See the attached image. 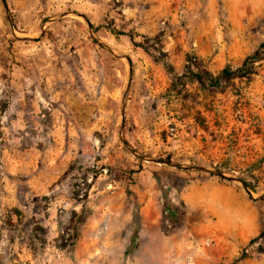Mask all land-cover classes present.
<instances>
[{"label": "rangeland", "instance_id": "rangeland-1", "mask_svg": "<svg viewBox=\"0 0 264 264\" xmlns=\"http://www.w3.org/2000/svg\"><path fill=\"white\" fill-rule=\"evenodd\" d=\"M263 46L264 0H0V264H264V56L189 80Z\"/></svg>", "mask_w": 264, "mask_h": 264}, {"label": "trees", "instance_id": "trees-1", "mask_svg": "<svg viewBox=\"0 0 264 264\" xmlns=\"http://www.w3.org/2000/svg\"><path fill=\"white\" fill-rule=\"evenodd\" d=\"M114 32L117 35H124V33H120L115 30ZM129 38L131 39V41H133V38L130 35H129ZM263 56H264V46L261 47L256 52H254L253 55L246 58L245 61L243 62L242 67H240L236 71H230L229 69L225 68L218 75H212L211 73L206 72V71L191 73L189 80L190 82L199 85L203 89L210 88L212 91H223L227 87V84H229L230 80H232L234 77L236 76L243 77L249 74V72L252 70L251 68L253 64L261 60ZM164 66L175 80L181 81L183 80V78H188L186 76L182 78L181 76L176 75L173 72L169 64L165 63ZM240 180L244 184L245 187L250 189V185L246 181L242 179ZM263 216H264V213H263ZM259 238H264V228H263V231H261ZM255 240L256 239L252 240L251 243L255 242Z\"/></svg>", "mask_w": 264, "mask_h": 264}, {"label": "crops", "instance_id": "crops-1", "mask_svg": "<svg viewBox=\"0 0 264 264\" xmlns=\"http://www.w3.org/2000/svg\"><path fill=\"white\" fill-rule=\"evenodd\" d=\"M13 125H25V122L19 117L15 120L13 119ZM212 191L208 194L211 199L218 200L220 203L223 201L227 203L232 199H241L243 209L238 211V216L242 217L241 228L242 231L240 233V237L246 241L254 238L260 231L259 220L257 214L255 212V207L253 205L248 204L244 200L243 195H239L236 193V190L233 188L217 186L211 188Z\"/></svg>", "mask_w": 264, "mask_h": 264}, {"label": "water", "instance_id": "water-1", "mask_svg": "<svg viewBox=\"0 0 264 264\" xmlns=\"http://www.w3.org/2000/svg\"><path fill=\"white\" fill-rule=\"evenodd\" d=\"M233 180L236 181V179H233ZM237 181H238V180H237ZM243 187H244V189L246 190L247 194H248L249 196H252V193L248 190L247 187L244 186V184H243Z\"/></svg>", "mask_w": 264, "mask_h": 264}]
</instances>
